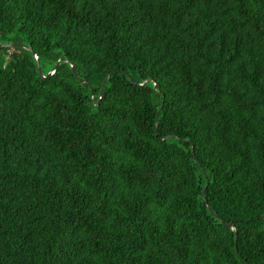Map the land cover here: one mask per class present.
<instances>
[{
    "label": "trees",
    "instance_id": "obj_1",
    "mask_svg": "<svg viewBox=\"0 0 264 264\" xmlns=\"http://www.w3.org/2000/svg\"><path fill=\"white\" fill-rule=\"evenodd\" d=\"M0 264H264V0H0Z\"/></svg>",
    "mask_w": 264,
    "mask_h": 264
},
{
    "label": "water",
    "instance_id": "obj_2",
    "mask_svg": "<svg viewBox=\"0 0 264 264\" xmlns=\"http://www.w3.org/2000/svg\"><path fill=\"white\" fill-rule=\"evenodd\" d=\"M35 58H36V55H35ZM59 62H60V60L56 61V63L54 64L52 70L55 69V68L57 67V65H58ZM71 66H72V71L75 72V69H74V67H73L72 64H71ZM52 70H50V71H52ZM50 71H49L48 73H51ZM39 73H41L40 68H39ZM48 73H47V74H48Z\"/></svg>",
    "mask_w": 264,
    "mask_h": 264
}]
</instances>
